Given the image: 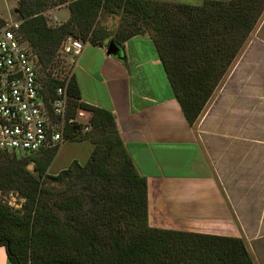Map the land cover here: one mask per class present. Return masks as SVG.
<instances>
[{
	"label": "trees",
	"instance_id": "obj_1",
	"mask_svg": "<svg viewBox=\"0 0 264 264\" xmlns=\"http://www.w3.org/2000/svg\"><path fill=\"white\" fill-rule=\"evenodd\" d=\"M259 1L195 6L156 0H17L15 13L50 92L59 85L51 77L65 39L99 48L113 42L123 49L127 41L148 35L192 126L257 24L264 10ZM64 4L69 19L49 26L43 13ZM108 17L120 18L114 32L103 26ZM68 94L73 106L81 101L74 76ZM82 106L93 112L91 130L77 140L70 128L66 139L93 145L84 165L74 160L51 176L59 149L0 153V195L14 191L24 200L15 210L0 198V247L9 264H254L242 238L151 228L147 180L137 172L114 115ZM31 163L37 175L27 170ZM50 181L59 189H49Z\"/></svg>",
	"mask_w": 264,
	"mask_h": 264
},
{
	"label": "crops",
	"instance_id": "obj_2",
	"mask_svg": "<svg viewBox=\"0 0 264 264\" xmlns=\"http://www.w3.org/2000/svg\"><path fill=\"white\" fill-rule=\"evenodd\" d=\"M156 1L197 6L198 0ZM107 49L85 44L74 78L80 102L114 115L137 172L147 180L149 226L241 238L230 201L173 96L151 38L127 41L120 58L108 56ZM0 264H9L2 247Z\"/></svg>",
	"mask_w": 264,
	"mask_h": 264
},
{
	"label": "rangeland",
	"instance_id": "obj_3",
	"mask_svg": "<svg viewBox=\"0 0 264 264\" xmlns=\"http://www.w3.org/2000/svg\"><path fill=\"white\" fill-rule=\"evenodd\" d=\"M16 1L0 0V24L17 20ZM210 1L229 0H198L195 3L202 6ZM259 2L262 8L264 0ZM67 9L68 5L64 4L44 12L48 25L58 27L67 21ZM54 17L58 23H52ZM119 22L118 17L102 21L108 32H114ZM63 62L67 59L57 56L53 72L60 70ZM192 127L220 191L230 201L233 224L239 233L236 235L245 242L253 263L264 264V10L201 118ZM80 136L82 132L76 133L77 140ZM92 151L89 141L66 144L48 174H59L72 160L84 165ZM34 167L35 163H31L27 170L37 175ZM47 186L49 189L60 187L52 181ZM0 198L15 210H21L24 203L14 191L1 194Z\"/></svg>",
	"mask_w": 264,
	"mask_h": 264
},
{
	"label": "built area",
	"instance_id": "obj_4",
	"mask_svg": "<svg viewBox=\"0 0 264 264\" xmlns=\"http://www.w3.org/2000/svg\"><path fill=\"white\" fill-rule=\"evenodd\" d=\"M20 25L15 21L0 27V153L36 155L68 143L70 128L82 135L91 130L92 110L82 102L73 106L68 94L85 44L72 37L61 43L58 56L67 62L52 73L59 85L50 92Z\"/></svg>",
	"mask_w": 264,
	"mask_h": 264
},
{
	"label": "water",
	"instance_id": "obj_5",
	"mask_svg": "<svg viewBox=\"0 0 264 264\" xmlns=\"http://www.w3.org/2000/svg\"><path fill=\"white\" fill-rule=\"evenodd\" d=\"M121 52H122V49L119 45L111 42L108 46V49H107V55L108 56H113V57H118L120 58L121 57Z\"/></svg>",
	"mask_w": 264,
	"mask_h": 264
}]
</instances>
